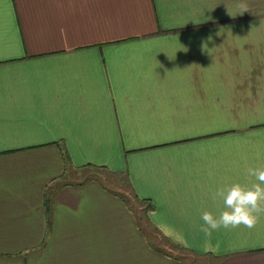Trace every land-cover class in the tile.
Here are the masks:
<instances>
[{
	"label": "crops",
	"instance_id": "1",
	"mask_svg": "<svg viewBox=\"0 0 264 264\" xmlns=\"http://www.w3.org/2000/svg\"><path fill=\"white\" fill-rule=\"evenodd\" d=\"M261 164L264 0H0V264H264L199 231Z\"/></svg>",
	"mask_w": 264,
	"mask_h": 264
},
{
	"label": "clouds",
	"instance_id": "2",
	"mask_svg": "<svg viewBox=\"0 0 264 264\" xmlns=\"http://www.w3.org/2000/svg\"><path fill=\"white\" fill-rule=\"evenodd\" d=\"M240 8L241 14L248 11L246 4H241ZM184 49L187 52L188 49ZM246 176L249 178L248 183L226 184L211 193V199L221 202L223 208L215 213L208 210L201 212L199 231L206 238L210 239L213 232L220 229L234 230L242 227L253 230L264 218V164L247 167Z\"/></svg>",
	"mask_w": 264,
	"mask_h": 264
},
{
	"label": "rangeland",
	"instance_id": "3",
	"mask_svg": "<svg viewBox=\"0 0 264 264\" xmlns=\"http://www.w3.org/2000/svg\"><path fill=\"white\" fill-rule=\"evenodd\" d=\"M116 186H117V184H116ZM121 186L124 189L128 188L126 183L125 184L123 183ZM128 197H132V196L130 195ZM144 223H146V219H144ZM146 231H147V234L149 236H151L152 240L150 239V241L152 243L155 242V244H152L153 248L159 247V248L163 249L161 251H158L156 262H154V260H152L153 264H163V263L170 262L172 259L169 256L170 255L169 253H172L175 258H177V256L184 257L185 259H183V261L186 263H189V264H206L208 259L197 257V256H194L193 254H187L184 250L178 248L177 246H175L174 244H172L171 242H169L165 238H163L157 231L154 230L153 227L146 226ZM166 251H168L169 253H166Z\"/></svg>",
	"mask_w": 264,
	"mask_h": 264
},
{
	"label": "trees",
	"instance_id": "4",
	"mask_svg": "<svg viewBox=\"0 0 264 264\" xmlns=\"http://www.w3.org/2000/svg\"><path fill=\"white\" fill-rule=\"evenodd\" d=\"M142 202H144L143 200H141ZM178 261H181V258L178 259V257L176 258ZM183 262V261H182Z\"/></svg>",
	"mask_w": 264,
	"mask_h": 264
}]
</instances>
